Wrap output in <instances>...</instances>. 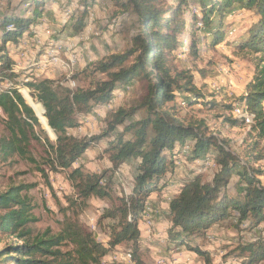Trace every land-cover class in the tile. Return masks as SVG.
<instances>
[{"label":"trees","instance_id":"trees-1","mask_svg":"<svg viewBox=\"0 0 264 264\" xmlns=\"http://www.w3.org/2000/svg\"><path fill=\"white\" fill-rule=\"evenodd\" d=\"M46 1L21 0L19 7L13 9L10 2L0 14V86L7 85L0 88V110L6 117L5 134L0 137V160L18 155L35 162L29 151L32 140L40 141L35 128L40 127L41 122L19 92V87L24 86L32 96L25 93L27 100L43 106L42 117L54 132L50 129L49 133L57 137L52 143L41 131L47 153L45 164L51 171L66 173L76 199L65 197L67 207L60 204L63 219L59 221V231L50 228L37 231L32 227L37 222L33 214L37 207L29 194L36 185H10L0 191V241L4 242L0 248V264H103L107 255L124 243L130 244L134 264H144L140 223L152 194L167 186L168 175L183 152H187L182 155L187 159H211L215 171L212 181H203L201 174L182 181L178 193L171 198L169 243L176 247L185 245L202 254L193 239L206 238L214 225L228 220L238 229H260L257 240L231 251L236 264H264L263 173L251 169L249 159L242 161L233 151L231 142L210 133L207 123H185L172 113L183 103L192 105L202 98L191 72L173 66L180 48L198 46L194 33L201 24L211 28L210 46L221 44L227 39L220 27H212L213 16L217 14L221 23L237 7L251 11L255 21L240 39L239 49L257 58L255 73L238 100L225 108L227 112L242 108V115L237 117L240 119L226 120L232 127H248L247 134L254 141L247 145L251 147L247 152L250 161L257 163L263 158L264 149H260V144L264 145V0H198L194 10L188 7L186 0H180L177 6H167L166 0H108L120 11H132L136 15L138 33L133 35L128 50L91 61L72 76L75 81L79 77L88 79L86 86L75 89L68 85L66 78L23 79L28 73L14 71L7 44H17L26 32L32 34L33 26L44 16ZM25 4L29 7L22 13L19 10ZM89 9L87 6L83 12L86 16ZM75 22V29L80 30L85 26V17ZM190 25L191 30L187 29ZM185 29L188 34L183 33ZM185 40L187 45L184 46ZM134 82L146 84L141 102L146 116L124 127L123 132H130L133 140L126 141L119 135L109 141L105 152L114 171L132 158L139 162L131 193L118 198V205L104 209L101 220L109 219L112 223H108V241L103 243L81 224L80 213L92 197L111 198V179L105 173L88 172L77 163L91 147L135 113L122 108L112 110L108 114L107 132L98 136L76 137L69 130L79 128L83 117L110 104L119 91ZM206 106L217 107L214 101L206 102ZM245 116L250 118L248 126ZM40 171L47 179V188L53 192L48 176ZM235 177L237 189L233 192L231 184Z\"/></svg>","mask_w":264,"mask_h":264},{"label":"rangeland","instance_id":"rangeland-1","mask_svg":"<svg viewBox=\"0 0 264 264\" xmlns=\"http://www.w3.org/2000/svg\"><path fill=\"white\" fill-rule=\"evenodd\" d=\"M20 1L0 0V14L5 12V9L10 5L12 9L13 7H19ZM85 1H87V4H85ZM186 1L188 7H192L193 10L198 5V0ZM10 2L11 4L9 5ZM179 3L180 0H166L165 4L167 6H177ZM87 6L90 7L88 16L83 13ZM27 8V4L22 5L19 11L23 13ZM44 8L46 9L44 10V16L39 18L33 26L37 27L39 33V36L34 38V48H37L43 54L29 49L31 47H28V44L25 51L21 49L15 58V60L24 63H27V61L32 62L29 64L30 68H28L29 66H24L25 69L22 71L26 72V70H29L26 72L29 75L24 74L22 76L23 79L25 77L30 79H40L42 77L49 79L54 77V80L66 78L68 79V85L73 89L77 86H86L88 79L79 77L75 81L71 77L82 71L91 61L97 62L105 59L108 55L128 50L131 48L133 35L138 33L136 15L132 11L128 13L120 11L118 7L108 0H95L94 2L93 0H47ZM72 14L74 17H70ZM82 17H85V26L80 30H76L74 27L75 20L81 21ZM184 17L188 20L190 19L189 15ZM254 21V13L242 10L241 7H237L230 12L221 23L217 14H215L212 27H220L225 39H227L215 47L210 46L211 28L199 23L201 24L200 27L198 24L200 28L194 33L198 46L191 49L181 47L182 49L180 48L173 66L178 70L191 72L197 88L202 93L201 102L192 105L183 103L181 108L176 107L175 110H172V113L185 123H196L199 121L207 123L210 133L218 134L231 142L233 151L240 156L242 161H248L249 159L250 168L260 170L263 173L261 179L264 182V153L263 158L257 163L250 161V156L247 155V152L251 151V147H247V145H251L254 141L247 134L248 128L241 125L232 127L226 119H236L235 114L233 111L227 112L225 108L238 100L245 91L246 84L250 82L255 73L257 58L239 49L240 39L247 34ZM187 29L191 30V25ZM183 33L188 34L186 29ZM37 42L46 43L47 45L40 46ZM71 45L74 46L73 50L70 49ZM185 45H187L186 40L184 42ZM23 54H27V57L30 58L22 59ZM70 54H76L77 56V62L74 66L68 60ZM2 87L5 88L7 85L3 84L0 88ZM19 92L23 95L26 103L35 111L33 105L36 103L31 100L28 101L25 96V93H28L32 98L30 90L20 86ZM145 93L146 84L134 82L129 87L119 91L110 104L98 107L88 117H83L79 128L69 130L70 134L76 137L98 136L107 132V124L110 118L108 114L112 110L122 108L135 113L132 117L127 118L125 124L119 126L109 136L91 147L77 163L82 164L88 172L105 173L106 177L111 179V198L98 199L92 197L88 202V206L80 213L81 224L100 238V241L106 240L108 223H112L109 219L101 220L104 209L118 205V198L131 193L133 178L137 172L139 162V160L132 158L114 171L109 155L105 150L109 141H114L119 135L124 136L126 141L134 139L130 132L123 131L126 125L145 118L146 111L141 106ZM183 97L188 98L189 95H184ZM212 101L217 106L214 109L206 106V102ZM4 119L6 117L0 110V137L5 134ZM41 131L46 133L52 143L56 142L55 137H52L49 133V128L40 123V127L35 128V132L40 136V141L32 140L29 151L35 162L26 160V158L18 155L9 157L6 160H0V191H5L10 185H36L29 192L37 207L33 212L37 222L32 227L37 231L50 228L57 232L60 228L59 221L63 219L62 212H60V204L62 207H67L65 197L76 199V192L65 172L51 171L45 164L47 153L44 145V136ZM150 135H152V132ZM260 149H264L263 143L260 144ZM185 154L187 152L182 153V155ZM255 154H257V151ZM182 155H179L178 160L174 164L172 182L168 183V192L170 193L163 199L161 197L158 200L156 199L158 204L154 206L150 202L153 210L151 217L154 224L149 233L150 236L153 230L157 228L156 221H159L158 224L165 226L168 214L166 210L162 209L161 203L166 202L169 204L171 198H173V193L177 191L182 181L196 177L199 172L203 181H212L213 179L215 168L210 167L214 163L211 159L204 161L199 159L203 162L198 164L199 160H194L191 157L187 159ZM41 169L48 176L53 192L47 188L48 182L44 178V174L41 173ZM236 183L237 178L235 177L231 184L233 192L237 189ZM92 220L93 222H91ZM220 224L221 226L214 227L216 234L214 236L211 235L213 237H209L211 240L203 238V241L197 242L199 243L198 246L202 247L200 249L203 252L202 254L191 251L188 248L187 250L177 251L174 249L171 251L172 249L165 246L163 242H157L159 247L152 248L154 242L143 239L141 241L142 261L144 264H236L237 260L234 259L231 251H236L246 242L257 240L260 229H238L228 220H224ZM165 227L161 230V234L165 231ZM151 238L154 239L153 236ZM157 238H155L156 241L159 239ZM3 245L4 242L0 241V248ZM129 248L130 244L126 243L118 246L117 249L107 255L103 260V264H134L133 261L130 263L122 260L123 254L131 251ZM159 248L160 252H158ZM164 255L168 256L167 260H160L159 257ZM115 256L120 257V259H115ZM206 257H208V260ZM159 260L163 262L160 263Z\"/></svg>","mask_w":264,"mask_h":264},{"label":"crops","instance_id":"crops-1","mask_svg":"<svg viewBox=\"0 0 264 264\" xmlns=\"http://www.w3.org/2000/svg\"><path fill=\"white\" fill-rule=\"evenodd\" d=\"M37 36H39V33H38V29H37V27L35 26V27H33V30H32V34H30L29 32H26L25 34H24V36H23V38L17 43V44H14V43H12V42H9L8 44H7V47H8V50H9V55H10V57L12 58V60L14 61L15 60V58H16V56H17V53L21 50V49H23L24 51H25V49H26V46L28 45V47L30 46L32 49H33V51L34 52H38V53H40V51H38L37 50V48H34V46H35V40H34V38H36ZM70 39V38H69ZM24 44H27V45H24ZM43 45H47L46 43H41V45L40 46H43ZM45 50H46V48H45ZM40 54H43L42 52L40 53ZM39 54V55H40ZM80 62V61H79ZM78 62V63H79ZM78 65V64H77ZM33 70H35V69H33ZM29 71V70H28ZM27 70H26V72H28ZM22 72V71H21ZM25 72V71H24ZM33 72V71H32ZM49 73V72H48ZM42 78H45V77H42ZM54 78V77H53ZM52 77L51 78H49V79H53ZM203 160V159H202ZM199 172V171H198ZM173 173H174V171L173 172H171V173H169V175H168V180H167V182L170 184V182H172L171 180H172V176H173ZM199 174H201L200 172H199ZM168 183H167V186H165L164 187V189L162 190V191H157V192H154L153 194H152V196H151V200H150V202H151V204L154 206L155 204H158L157 203V201H156V199L158 200V198H165L166 196H167V194H169L170 192H168V190H169V186H168ZM181 185H182V182H181ZM181 185H179V187L177 188V191L176 192H174L173 194H176V193H178V191H179V189L181 188ZM174 196V195H173ZM166 202H163V203H161L162 204V209H164V210H166V212H167V214L169 215V204H167L166 203V205H164ZM166 206V207H165ZM150 207H151V205H150ZM152 212H153V210H152V207H151V212H150V215L152 214ZM168 215H167V220H166V224H165V226L163 225V224H158V222L159 221H156L157 223V228L156 229H154L153 230V232H152V235L150 236V235H146V233H145V227H143L142 225H140V231H141V241L143 240V239H147L148 241H150V242H154V244L152 245V248H155V247H159L158 246V243H160V242H163V244H165V246H168L170 249H172L171 251H173L174 249H176L177 251H181V250H187V247L185 246V245H182V246H179V247H176L175 245H173V244H171V243H169V241H168V238H167V230H168V228H169V226H170V224H169V219H168ZM152 218V217H151ZM94 220V219H93ZM93 220L91 221V222H93ZM218 226H221V225H214L213 226V228L212 229H210V231L208 232V234H207V236H206V238L208 239V240H211V239H209V237L211 236V235H213L214 236V234H216L215 233V230H214V227H218ZM165 227V231L163 232V234H161V230L163 229ZM95 228V227H94ZM153 236V238L154 239H152L151 237ZM213 236H211V237H213ZM156 237H158L157 239H158V241H156ZM99 240H100V238H98ZM107 241H108V236H107V238H106V240H104V241H102L101 240V242H103V243H107ZM201 241H203V238H194V244H199V243H197V242H201ZM158 242V243H157ZM142 243V242H141ZM200 249H202V247H199ZM158 252H160V248L158 249ZM226 252V251H225ZM213 255V254H212ZM167 258H168V256H166V255H164V256H160L159 257V259L160 260H167ZM159 260V261H160ZM181 264V263H180ZM182 264H184V263H182Z\"/></svg>","mask_w":264,"mask_h":264},{"label":"bare ground","instance_id":"bare-ground-1","mask_svg":"<svg viewBox=\"0 0 264 264\" xmlns=\"http://www.w3.org/2000/svg\"><path fill=\"white\" fill-rule=\"evenodd\" d=\"M28 6V5H27ZM29 7V6H28ZM84 38V37H83ZM72 44V43H71ZM186 44V43H185ZM70 49L71 50H73L74 49V46L73 45H71L70 46ZM24 53V52H23ZM23 59V58H22ZM34 59V58H33ZM26 60V59H25ZM68 60H69V62L71 63V65L72 66H74L75 64H76V62H77V56H76V54H70L69 56H68ZM33 61V60H32ZM14 62V71L15 72H17V73H20L22 70H24L25 68H24V66L26 65V66H29L28 68H30V63H32L31 61H27V63H24V62H22V61H19V60H15V61H13ZM38 62V61H37ZM34 64H36V63H34ZM42 67V66H41ZM33 68V67H32ZM37 68H38V66H37ZM44 69H46V68H44ZM47 71V70H46ZM37 74V73H36ZM33 107H34V109H35V111H36V113H37V115H38V117H39V119H40V122L42 123V125L44 124V126L46 127V128H49L48 127V125L45 123V121H44V119H43V117H42V114H43V107L41 106V105H39V104H34L33 105ZM234 114H235V117L237 118V117H240L241 115H242V108L241 107H237L236 108V110L234 111ZM244 122H245V125L246 126H248L249 125V123H250V118L248 117V116H245L244 117ZM248 128V127H247ZM49 132H50V129H49ZM205 159H203V161H204ZM203 161H201V160H199L198 161V164H202V162ZM204 164V163H203ZM209 164V163H208ZM210 167L212 168H215V165H214V163H213V165H210ZM150 212H151V207H150V205H148L147 207H146V210H145V214H144V217L142 218V221H141V223H140V225H143V224H147V226L149 227V233H150V231H151V229L153 228V220H152V218H151V215H150ZM127 257H132V255H131V252L130 251H128V252H126V253H124L123 254V258H127ZM115 259H119V258H116V256L114 257ZM124 261V260H123Z\"/></svg>","mask_w":264,"mask_h":264},{"label":"built area","instance_id":"built-area-1","mask_svg":"<svg viewBox=\"0 0 264 264\" xmlns=\"http://www.w3.org/2000/svg\"><path fill=\"white\" fill-rule=\"evenodd\" d=\"M37 43L41 45L40 42H37ZM25 45H27V44H25ZM29 49H32V48H29ZM22 58H30V57H27V54H23ZM147 205H151V204L148 203ZM142 226L145 227L146 235H149V227L147 226V224H143ZM116 258L120 259V257H118V256H116ZM122 260H124V262H130L131 263L132 262V257L122 258ZM161 262H163V261H160V263Z\"/></svg>","mask_w":264,"mask_h":264},{"label":"water","instance_id":"water-1","mask_svg":"<svg viewBox=\"0 0 264 264\" xmlns=\"http://www.w3.org/2000/svg\"><path fill=\"white\" fill-rule=\"evenodd\" d=\"M31 107V106H30ZM43 107V106H42ZM32 108V107H31ZM33 109V108H32ZM34 111V110H33ZM35 112V111H34ZM43 113L45 114V110H44V108H43ZM36 114V113H35ZM37 116V115H36ZM38 118V117H37ZM39 120V119H38ZM49 125V124H48ZM50 127V126H49ZM51 129V128H50ZM51 131L53 132V130L51 129ZM54 133V132H53ZM54 137H55V139L57 140V137H56V135L54 134Z\"/></svg>","mask_w":264,"mask_h":264}]
</instances>
